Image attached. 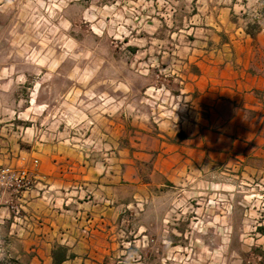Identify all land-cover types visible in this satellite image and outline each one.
I'll return each mask as SVG.
<instances>
[{
    "label": "rangeland",
    "instance_id": "374dc122",
    "mask_svg": "<svg viewBox=\"0 0 264 264\" xmlns=\"http://www.w3.org/2000/svg\"><path fill=\"white\" fill-rule=\"evenodd\" d=\"M262 64L264 0H0V264L48 252L23 231L47 144L86 146L106 161L90 133L99 116L119 113L128 197L126 166L148 180L147 129L192 121L194 76ZM229 168L187 170L153 200L122 206L136 214L124 215L103 262L264 264V170Z\"/></svg>",
    "mask_w": 264,
    "mask_h": 264
},
{
    "label": "crops",
    "instance_id": "0c3cea01",
    "mask_svg": "<svg viewBox=\"0 0 264 264\" xmlns=\"http://www.w3.org/2000/svg\"><path fill=\"white\" fill-rule=\"evenodd\" d=\"M188 89L196 109L192 121L180 127L161 121L147 129L143 160L149 163L148 180L139 179L137 167L126 166L131 171L128 197L121 195L119 113L99 116L90 133L100 142L101 156L106 149V161L90 157L94 151L86 146L46 145V161L35 175L37 189L27 203L31 224L23 231L33 236L34 248L48 252L30 264H107L104 259L119 246L124 215L136 214L121 207L153 200L155 188L178 185L187 170L200 174L217 162L229 169L264 170V64L200 74ZM140 216L155 213L145 210ZM57 249L65 251L58 263L52 258ZM147 261L133 257L127 264Z\"/></svg>",
    "mask_w": 264,
    "mask_h": 264
},
{
    "label": "trees",
    "instance_id": "16d2710c",
    "mask_svg": "<svg viewBox=\"0 0 264 264\" xmlns=\"http://www.w3.org/2000/svg\"><path fill=\"white\" fill-rule=\"evenodd\" d=\"M62 258H63V256H61V257H55L54 261L55 262H60Z\"/></svg>",
    "mask_w": 264,
    "mask_h": 264
}]
</instances>
